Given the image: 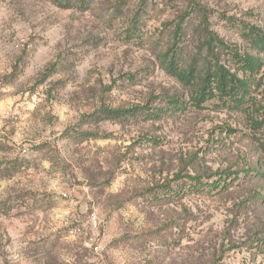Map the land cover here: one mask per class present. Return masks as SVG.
Masks as SVG:
<instances>
[{"label": "rangeland", "instance_id": "rangeland-1", "mask_svg": "<svg viewBox=\"0 0 264 264\" xmlns=\"http://www.w3.org/2000/svg\"><path fill=\"white\" fill-rule=\"evenodd\" d=\"M58 1L0 0V264H264V0Z\"/></svg>", "mask_w": 264, "mask_h": 264}, {"label": "trees", "instance_id": "trees-1", "mask_svg": "<svg viewBox=\"0 0 264 264\" xmlns=\"http://www.w3.org/2000/svg\"><path fill=\"white\" fill-rule=\"evenodd\" d=\"M60 1L61 0L58 1L59 5ZM80 1L84 2L85 0ZM177 29H180V27ZM133 31L134 30H132V32ZM204 32L206 33L205 45L207 47V51L205 61L202 63L201 67L195 64V60L185 68L178 67L177 64H175L178 51H175L172 49L173 47H170L169 50L164 53L162 59L165 68L168 69L170 73L175 74L183 82H189L191 80L194 81L196 74L200 72L198 75L199 88L196 91V99H198V101L195 103L197 105H201V102L215 97L218 94L227 95L228 97H226L233 101H240V99L244 98V95L241 94V97H237L235 95L238 94L237 91L242 90L243 92L245 90V81L239 79L234 73H231L222 64L217 62V59H215L214 48L216 46L220 47L222 45V41L206 26L204 27ZM255 40L264 44V37L261 35H256ZM213 58L215 59L214 62ZM240 62H243L242 64L245 65L244 67L246 69H253L254 62L249 59L248 56H245ZM220 99H225V97L220 96ZM116 111L119 112V110ZM116 111H113V113ZM104 112L107 117H116L121 114H112L110 116L108 115L111 113L110 110H104Z\"/></svg>", "mask_w": 264, "mask_h": 264}]
</instances>
